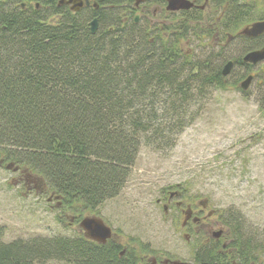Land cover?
Wrapping results in <instances>:
<instances>
[{
    "label": "trees",
    "instance_id": "16d2710c",
    "mask_svg": "<svg viewBox=\"0 0 264 264\" xmlns=\"http://www.w3.org/2000/svg\"><path fill=\"white\" fill-rule=\"evenodd\" d=\"M19 1L0 0V165L40 176L45 189L79 213L122 190L142 146L174 145L195 117L190 108L210 86H224L223 42L237 38L254 8L257 19L264 17L263 0H210L215 14L206 29L196 26L202 19L196 9L158 24L147 18L136 24L106 9L100 30L91 33L82 16L47 25L41 9H22ZM200 31L218 34L222 46L193 61L182 39ZM238 38L247 50L259 45ZM3 234L0 226V264H137L134 253L121 255L111 239L53 235L4 242ZM213 253L209 259L197 251L194 258L227 263Z\"/></svg>",
    "mask_w": 264,
    "mask_h": 264
},
{
    "label": "rangeland",
    "instance_id": "374dc122",
    "mask_svg": "<svg viewBox=\"0 0 264 264\" xmlns=\"http://www.w3.org/2000/svg\"><path fill=\"white\" fill-rule=\"evenodd\" d=\"M259 6L264 10V0ZM254 9L237 33L261 15ZM213 14L215 8L206 7L196 26L212 28ZM166 16L177 19L173 14ZM217 36L190 32L182 39L183 51L193 61L205 59L222 46ZM260 42L264 43V35ZM223 44L219 51L223 60L237 59L247 50L241 39ZM246 71L239 64L225 76L224 86H210L190 108L195 117L171 148L142 146L122 190L92 211L68 209L45 189L40 176L10 162L0 165L2 240L83 236L79 220L98 216L113 229L111 240L122 251L134 253L137 264H146L143 257L147 264L153 258L192 261L194 253L201 251L203 230L182 229V218L174 207L170 205L165 212L156 202L165 187L178 183L183 200L197 205L207 199L209 209L215 211L213 220L221 219L228 227L226 240L236 229L242 242L255 250L257 264H264V64L248 70L256 79L243 92L237 79ZM38 264L71 263L47 260Z\"/></svg>",
    "mask_w": 264,
    "mask_h": 264
},
{
    "label": "flooded vegetation",
    "instance_id": "af4514ba",
    "mask_svg": "<svg viewBox=\"0 0 264 264\" xmlns=\"http://www.w3.org/2000/svg\"><path fill=\"white\" fill-rule=\"evenodd\" d=\"M113 1H115L116 3L104 4L102 0H20L19 5L22 9L26 10L41 9L44 13L43 21L47 25L63 24V22L66 20H69L71 18L78 20L82 16V20L86 23V27L90 31V23L94 19H96L97 29L95 32L100 30V17H102L101 11L104 12L106 9L113 11L116 10L121 14V16H123L122 18H124L125 20H128L130 17H132L133 22L136 24L144 22L145 18H147L153 24H158L168 23L169 21H171L170 19H167L166 16L169 14H173L178 18L180 14L191 9H196L197 11L203 12L206 7H210L211 9L214 8L212 5L210 6V0H188L192 3V6L189 9L180 8L177 10L167 9L169 0H139L138 3L136 2L137 0H130L129 2L128 0ZM150 7L153 8L149 14ZM105 16H110V14L105 12ZM158 16L159 18H157ZM262 19H264V17L254 20L253 22ZM253 22L246 25L243 29H241V31H238L237 33L238 36H244L248 39L258 40L259 42L258 46L246 50L241 57L237 58L240 60L239 64L244 65L247 69L245 75L238 78L237 82H241L250 74L252 76L251 81L246 89H242L239 86L243 92L247 91L251 83L256 79L254 73L252 74L248 72V70L259 65L260 63L264 64V60L259 61L255 64H249V62L243 60V57L246 53L252 50L259 49L264 45V43L262 44V42H260L264 35V32L254 37L247 36L243 33V30L250 26ZM238 36L235 39L240 40L241 38H238ZM237 59H228L223 63L222 68L225 63H227L228 61H232L230 72L227 75L222 74L224 77L229 76L233 72V68L239 65L238 63L235 64ZM183 198V189L181 188L180 184L176 183L175 185H168L167 187H165L163 189L162 195L157 198L156 202L162 205L165 212L169 211L170 205L174 207L173 209L176 211L177 217L182 218V229L203 230L205 238L201 243L202 253H205L209 259H212L209 254L214 252L213 254L218 255L219 259H226V264H257V258L254 253L255 250L251 249L249 245L247 246L246 243L242 242V239H240V234L238 231H236V229L232 231V236L229 237L230 239L226 240V235L228 234L227 232H229L228 227L227 225L223 224L224 222H222L221 219L219 220L217 218L216 220H213L215 211L213 209H209V202L207 199L202 198L199 204L196 205L192 202V200L187 201L183 200ZM214 227H217V230H214ZM246 251H248V255L246 256L245 261L240 260L238 256L243 253L246 254ZM124 252V250L121 251V255L124 254ZM195 256H193V260L189 262L201 263L199 261H196V259L194 258ZM142 260H144L147 264L144 257ZM171 261L172 260L168 258H165L164 260L153 258L150 264H171ZM213 263L224 264L221 261H214Z\"/></svg>",
    "mask_w": 264,
    "mask_h": 264
},
{
    "label": "water",
    "instance_id": "95a60500",
    "mask_svg": "<svg viewBox=\"0 0 264 264\" xmlns=\"http://www.w3.org/2000/svg\"><path fill=\"white\" fill-rule=\"evenodd\" d=\"M139 0L136 2L138 3ZM192 3L188 0H169L167 9L177 10L180 8L189 9ZM97 29V20L94 19L90 23V32L95 33ZM264 32V19L253 22L250 26L243 30V33L247 36H257ZM243 60L249 62V64H255L264 60V45L256 50L249 51L243 57ZM232 67V61H228L222 68V74L227 75ZM251 74L240 82V87L246 89L251 81ZM9 167V165H6ZM16 169V168H15ZM41 182V181H39ZM79 227L84 232V236L97 243H106L108 239L112 237V228L108 226L101 217L98 216H86L79 220ZM171 264H201L193 263L182 260H172Z\"/></svg>",
    "mask_w": 264,
    "mask_h": 264
}]
</instances>
